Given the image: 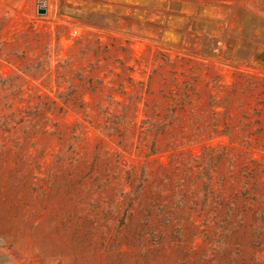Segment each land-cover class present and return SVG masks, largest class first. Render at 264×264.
Segmentation results:
<instances>
[{
    "label": "rangeland",
    "instance_id": "1",
    "mask_svg": "<svg viewBox=\"0 0 264 264\" xmlns=\"http://www.w3.org/2000/svg\"><path fill=\"white\" fill-rule=\"evenodd\" d=\"M0 264H264V0H0Z\"/></svg>",
    "mask_w": 264,
    "mask_h": 264
},
{
    "label": "water",
    "instance_id": "2",
    "mask_svg": "<svg viewBox=\"0 0 264 264\" xmlns=\"http://www.w3.org/2000/svg\"><path fill=\"white\" fill-rule=\"evenodd\" d=\"M47 9L46 7L40 8V13H46Z\"/></svg>",
    "mask_w": 264,
    "mask_h": 264
}]
</instances>
